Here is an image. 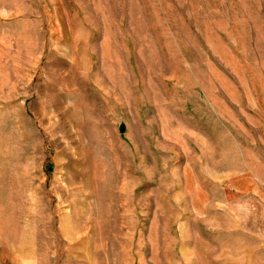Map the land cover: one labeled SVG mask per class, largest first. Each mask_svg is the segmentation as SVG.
Segmentation results:
<instances>
[{
	"label": "rangeland",
	"instance_id": "obj_1",
	"mask_svg": "<svg viewBox=\"0 0 264 264\" xmlns=\"http://www.w3.org/2000/svg\"><path fill=\"white\" fill-rule=\"evenodd\" d=\"M0 264H264V0H0Z\"/></svg>",
	"mask_w": 264,
	"mask_h": 264
},
{
	"label": "water",
	"instance_id": "obj_2",
	"mask_svg": "<svg viewBox=\"0 0 264 264\" xmlns=\"http://www.w3.org/2000/svg\"><path fill=\"white\" fill-rule=\"evenodd\" d=\"M120 131H121L122 133H124V132H125V126H122L121 129H120ZM50 169L52 170V168H50Z\"/></svg>",
	"mask_w": 264,
	"mask_h": 264
}]
</instances>
